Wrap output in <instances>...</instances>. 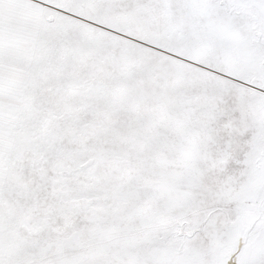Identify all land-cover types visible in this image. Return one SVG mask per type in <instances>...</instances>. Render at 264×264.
Segmentation results:
<instances>
[{"label": "snow or ice", "instance_id": "snow-or-ice-1", "mask_svg": "<svg viewBox=\"0 0 264 264\" xmlns=\"http://www.w3.org/2000/svg\"><path fill=\"white\" fill-rule=\"evenodd\" d=\"M0 264H264V0H0Z\"/></svg>", "mask_w": 264, "mask_h": 264}]
</instances>
